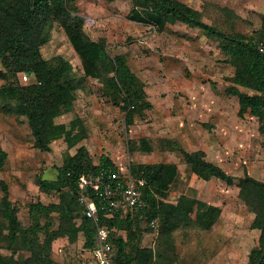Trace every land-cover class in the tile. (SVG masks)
Listing matches in <instances>:
<instances>
[{
  "label": "rangeland",
  "instance_id": "obj_1",
  "mask_svg": "<svg viewBox=\"0 0 264 264\" xmlns=\"http://www.w3.org/2000/svg\"><path fill=\"white\" fill-rule=\"evenodd\" d=\"M183 1L196 8L205 21L226 32L253 35L262 27L264 0ZM75 3L77 13L85 19V33L105 40L112 55H126L144 84L147 105L129 111L125 96L106 74L84 77L73 105L56 118L67 130L76 122L74 135L81 139L70 147L62 134L52 141L50 151H41L27 118L7 110L0 99V147L8 152L0 181L8 184L22 225L33 223L30 203L59 201V193L43 190L39 179H56L65 158L84 146L95 164L102 154L108 155L123 176L144 163H165L171 175L167 202L176 204L185 195L221 209L210 228L196 220L195 212L190 220L179 224L173 231L174 245L166 249L167 258L177 257L173 264H248L260 231L251 226L255 212L240 197L238 180L229 184L217 177L202 179L181 152L202 150L207 160L226 172L236 177L249 174L264 181V133L257 117L239 114L238 96L226 92L235 67L220 41L179 21L160 29L137 20L133 18V0ZM87 17H93L94 23L89 24ZM42 54L46 58L62 55L72 63L75 75H84L82 60L59 21L52 24ZM32 79L31 74L22 75L23 81ZM3 82L0 77V84ZM2 196L0 184V199ZM48 220L58 227L56 213L41 217L42 223ZM141 222L142 227H150L147 218ZM7 233L0 211V251L14 253L20 261L29 256L25 248L16 247V252L10 248ZM156 237L146 230L142 244L155 248ZM83 244V233L74 240L69 236L56 239L54 264H92L93 259L81 250Z\"/></svg>",
  "mask_w": 264,
  "mask_h": 264
},
{
  "label": "trees",
  "instance_id": "obj_2",
  "mask_svg": "<svg viewBox=\"0 0 264 264\" xmlns=\"http://www.w3.org/2000/svg\"><path fill=\"white\" fill-rule=\"evenodd\" d=\"M133 18L154 24L162 29L167 23L181 22L200 28L220 41L228 60L235 67L230 77L232 84L226 92L239 98V114L246 113L258 118L264 133V16L262 27L253 35L241 32H226L205 21L201 13L183 0H133ZM75 0H0V99L7 110L27 118L35 145L41 151H50L52 141L62 134L69 139L70 147L79 141L74 128L66 129L56 118L64 109L70 108L84 77H100L106 74L115 88L123 93L128 110L145 108L144 84L132 70L125 54L112 55L105 40L92 39L84 31L85 19L77 13ZM54 21L63 26L70 43L82 60L84 75L74 73L72 63L62 55L46 58L42 46L50 39ZM33 75L31 81H23V74ZM246 88L249 91H244ZM129 113L127 118H129ZM193 171L202 179L217 177L229 184L238 180L239 195L255 212L252 228L260 231L258 244L252 248L248 264H264V181L246 174L236 177L218 164L205 158L202 150L194 152L181 149ZM8 152L0 147V171L6 165ZM100 169L118 175L117 166L108 155L102 154L95 164L86 147L81 146L75 154L65 158L58 167L56 179H39L45 191L59 193V201L30 203L29 212L33 223L22 225L18 209L10 198L8 184L1 180L3 196L0 211L8 230L10 248L30 251L21 261L0 251V264H54L53 243L62 236L72 240L79 233L84 235V247L95 244L96 224L84 213L78 199V179L81 174H93ZM136 177L144 178L143 187L147 205L136 213L107 215L101 210V223L109 229L112 244L113 264H173L177 257L167 258V247L173 246V231L180 223L188 221L195 212L196 220L210 228L218 219L221 209L196 198L182 196L179 201H166L170 172L165 163H144L133 167ZM56 213L58 227L51 220L42 223L41 217ZM158 217L156 247L144 246L143 235L153 228L142 227L141 220ZM150 224V223H149ZM43 235V237H42Z\"/></svg>",
  "mask_w": 264,
  "mask_h": 264
},
{
  "label": "built area",
  "instance_id": "obj_3",
  "mask_svg": "<svg viewBox=\"0 0 264 264\" xmlns=\"http://www.w3.org/2000/svg\"><path fill=\"white\" fill-rule=\"evenodd\" d=\"M86 20L89 24L95 21L93 17H87ZM259 47L264 50L263 43H260ZM145 184L144 178L134 176L131 171L125 176L112 175L105 169L80 175L78 199L84 206L85 215L96 224L95 244L92 247L82 246L81 250L91 257L95 264H113L109 229L101 223L100 211H105L107 215H125L142 210L147 205L143 191ZM150 225L157 231L158 217L152 218Z\"/></svg>",
  "mask_w": 264,
  "mask_h": 264
},
{
  "label": "crops",
  "instance_id": "obj_4",
  "mask_svg": "<svg viewBox=\"0 0 264 264\" xmlns=\"http://www.w3.org/2000/svg\"><path fill=\"white\" fill-rule=\"evenodd\" d=\"M153 231H154V229L152 230V234H154V235L156 236L157 231H155L156 233L153 232ZM144 244H145V243H144ZM144 246H150V247H151V244H145ZM92 264H95V263H94V260H93V263H92Z\"/></svg>",
  "mask_w": 264,
  "mask_h": 264
}]
</instances>
